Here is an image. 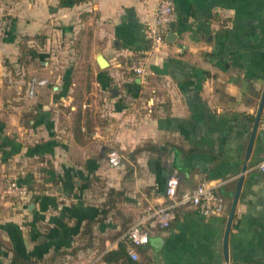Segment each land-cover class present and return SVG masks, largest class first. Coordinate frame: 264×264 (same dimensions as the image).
I'll return each instance as SVG.
<instances>
[{"label": "crops", "instance_id": "0c3cea01", "mask_svg": "<svg viewBox=\"0 0 264 264\" xmlns=\"http://www.w3.org/2000/svg\"><path fill=\"white\" fill-rule=\"evenodd\" d=\"M159 1L0 0L11 20L0 35V193L12 179L34 193L24 206L0 198V264H264L261 124L246 160L264 90V0H173L175 37L153 51ZM138 60L147 81L129 71ZM32 79L48 81L34 98ZM172 175L180 194L214 187L227 212L175 209L134 262L123 237L147 207L170 203Z\"/></svg>", "mask_w": 264, "mask_h": 264}, {"label": "built area", "instance_id": "2783aa9c", "mask_svg": "<svg viewBox=\"0 0 264 264\" xmlns=\"http://www.w3.org/2000/svg\"><path fill=\"white\" fill-rule=\"evenodd\" d=\"M176 20V12L173 0H160L157 5L155 18L146 27V34L153 51L160 50L167 44V34L170 25ZM11 20L0 19V35L8 33ZM129 71L142 81H147L150 71L141 61H134L129 66ZM48 84L47 80L32 79L28 85L27 95L34 98L41 87ZM263 118V116H262ZM264 127V118L261 120ZM123 154L116 149L110 151L108 162L111 167H120L123 162ZM259 169L264 175V161L259 164ZM179 176L172 175L167 183L166 196L170 203L164 206L147 207L141 214L137 224L132 226L123 237L128 246V255L137 262L139 260L138 249L145 246L150 241L151 232L154 229L166 230L175 219V209L189 207L194 209L205 218L222 216L227 212L225 200L216 192L214 187L201 184L192 192L179 193ZM34 197V193L28 187L10 180L0 198L11 199L18 205L24 206Z\"/></svg>", "mask_w": 264, "mask_h": 264}, {"label": "water", "instance_id": "95a60500", "mask_svg": "<svg viewBox=\"0 0 264 264\" xmlns=\"http://www.w3.org/2000/svg\"><path fill=\"white\" fill-rule=\"evenodd\" d=\"M170 33L167 36V40H170L172 37L174 36L175 30H176V23L173 22L170 25ZM263 112H264V90L262 93V97L260 100V104H259V108L257 111V115H256V119H255V123H254V127H253V131H252V135L250 138V142L248 145V149H247V154H246V160H248L250 158L251 152H252V148H253V144H254V140L256 137V133L260 127L261 124V120H262V116H263ZM248 166L247 164L244 165L243 167V173L246 172ZM243 179L244 176H241V178L239 179V183H238V189L236 191V194L234 196L233 202H232V206H231V210H230V214H229V220H228V225H227V229H226V234H225V241H224V251H225V256L228 257V238H229V233L232 227V222L235 216V212H236V208L238 205V200H239V196H240V191L242 188V184H243Z\"/></svg>", "mask_w": 264, "mask_h": 264}, {"label": "trees", "instance_id": "16d2710c", "mask_svg": "<svg viewBox=\"0 0 264 264\" xmlns=\"http://www.w3.org/2000/svg\"><path fill=\"white\" fill-rule=\"evenodd\" d=\"M87 1L88 0H59L60 6H73V5L82 4Z\"/></svg>", "mask_w": 264, "mask_h": 264}]
</instances>
